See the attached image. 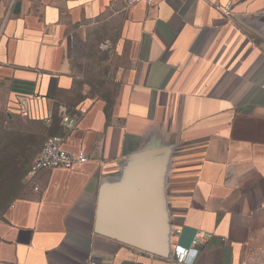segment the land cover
Segmentation results:
<instances>
[{
	"label": "crops",
	"instance_id": "crops-1",
	"mask_svg": "<svg viewBox=\"0 0 264 264\" xmlns=\"http://www.w3.org/2000/svg\"><path fill=\"white\" fill-rule=\"evenodd\" d=\"M21 120L89 161L27 180L0 264H235L264 235V0H0Z\"/></svg>",
	"mask_w": 264,
	"mask_h": 264
},
{
	"label": "rangeland",
	"instance_id": "rangeland-1",
	"mask_svg": "<svg viewBox=\"0 0 264 264\" xmlns=\"http://www.w3.org/2000/svg\"><path fill=\"white\" fill-rule=\"evenodd\" d=\"M43 135L40 125L23 120L0 127V220L25 194L28 173L44 145ZM235 264H264V235L246 244Z\"/></svg>",
	"mask_w": 264,
	"mask_h": 264
},
{
	"label": "built area",
	"instance_id": "built-area-1",
	"mask_svg": "<svg viewBox=\"0 0 264 264\" xmlns=\"http://www.w3.org/2000/svg\"><path fill=\"white\" fill-rule=\"evenodd\" d=\"M127 3L128 6H132L138 3H145L147 5L153 4L154 0H123ZM32 99L40 100L41 96L35 95L33 97L26 95H17L18 101V111L21 117H28L30 115V103ZM75 119V116H73ZM73 117L66 116L63 118V122L67 127L73 126L72 120ZM63 138L61 136L55 135L48 138L42 150L39 152L38 156L34 160V163L28 173L27 180H33L40 172L50 169H71L77 166L78 164L86 163L89 161L85 152H81L79 155H73L69 152H66L62 148ZM35 190H39V187L36 186ZM200 237L198 240H201ZM177 255L180 257L179 261L181 263H187L195 255V250H185L181 247L176 249ZM96 264V263H91Z\"/></svg>",
	"mask_w": 264,
	"mask_h": 264
}]
</instances>
